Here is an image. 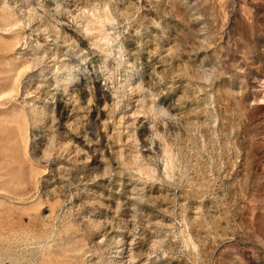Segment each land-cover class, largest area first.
<instances>
[{"label":"rangeland","instance_id":"1","mask_svg":"<svg viewBox=\"0 0 264 264\" xmlns=\"http://www.w3.org/2000/svg\"><path fill=\"white\" fill-rule=\"evenodd\" d=\"M0 264H264V0H0Z\"/></svg>","mask_w":264,"mask_h":264},{"label":"bare ground","instance_id":"2","mask_svg":"<svg viewBox=\"0 0 264 264\" xmlns=\"http://www.w3.org/2000/svg\"><path fill=\"white\" fill-rule=\"evenodd\" d=\"M103 96H105V95H103ZM131 261V260H130Z\"/></svg>","mask_w":264,"mask_h":264}]
</instances>
